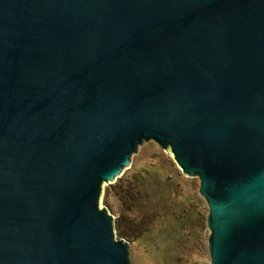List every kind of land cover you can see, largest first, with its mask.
<instances>
[{
	"label": "water",
	"instance_id": "1",
	"mask_svg": "<svg viewBox=\"0 0 264 264\" xmlns=\"http://www.w3.org/2000/svg\"><path fill=\"white\" fill-rule=\"evenodd\" d=\"M149 142L209 264H264V0H0V264H133L102 201Z\"/></svg>",
	"mask_w": 264,
	"mask_h": 264
},
{
	"label": "trees",
	"instance_id": "2",
	"mask_svg": "<svg viewBox=\"0 0 264 264\" xmlns=\"http://www.w3.org/2000/svg\"><path fill=\"white\" fill-rule=\"evenodd\" d=\"M172 171L167 174L156 163L132 165L105 187L103 203L118 214L119 236L141 244L147 260L148 247L143 244L147 236L154 234L150 241L156 244L167 235L173 241L168 245L175 261L171 264H194L207 247V205L198 191H187L190 179L176 166Z\"/></svg>",
	"mask_w": 264,
	"mask_h": 264
},
{
	"label": "rangeland",
	"instance_id": "3",
	"mask_svg": "<svg viewBox=\"0 0 264 264\" xmlns=\"http://www.w3.org/2000/svg\"><path fill=\"white\" fill-rule=\"evenodd\" d=\"M148 163H154V164L156 163L158 167L161 170H163L165 173L167 172L170 173L175 166L178 169L177 165L173 161L171 153L169 151H167L166 153V151L160 149V147L154 142L146 143L143 147H141L139 153L134 156L132 165L134 166V168H142ZM178 172L181 173L180 170ZM188 179H190L188 183L192 186L186 183L185 185L187 187V191L189 193H196L199 188L198 179L197 178H188ZM103 200H104V196H103ZM102 204H104L103 201ZM108 208L110 209L111 212H113V214H115L116 217H118V214L114 212L113 209H111L110 207ZM153 235L152 234L148 235L145 241L143 242V244H146V246L148 247V252H149L148 260L144 257L143 252L140 249L141 244L130 241L132 263L133 264L175 263V261H173L174 256L171 254L173 252H171L168 246L173 244L171 238L166 235L158 239L156 244H152L150 239L153 237ZM200 254L201 257H197V260L195 261L194 264H209V255H208L207 247H205V249H203Z\"/></svg>",
	"mask_w": 264,
	"mask_h": 264
}]
</instances>
